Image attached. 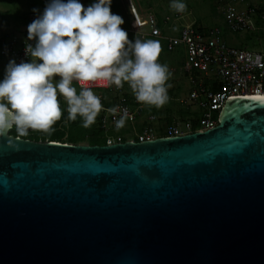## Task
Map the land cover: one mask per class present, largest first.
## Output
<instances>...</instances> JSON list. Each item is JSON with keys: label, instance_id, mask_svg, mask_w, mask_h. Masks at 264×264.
<instances>
[{"label": "water", "instance_id": "1", "mask_svg": "<svg viewBox=\"0 0 264 264\" xmlns=\"http://www.w3.org/2000/svg\"><path fill=\"white\" fill-rule=\"evenodd\" d=\"M9 132L0 264H264V103L229 98L215 129L145 142Z\"/></svg>", "mask_w": 264, "mask_h": 264}, {"label": "clouds", "instance_id": "2", "mask_svg": "<svg viewBox=\"0 0 264 264\" xmlns=\"http://www.w3.org/2000/svg\"><path fill=\"white\" fill-rule=\"evenodd\" d=\"M113 0H46L43 10L33 8L35 19L27 26L25 55L12 58L0 78V135L15 128L49 131L63 116L62 97L67 103L68 120L81 118L91 127L104 108L94 83L117 87L128 84L137 102L164 106L171 72L159 62V40L129 39L123 16L112 11ZM171 8L184 12L185 0H171ZM7 52V46H5ZM77 84L80 85L79 90ZM264 100V95L254 96ZM119 106L108 111L116 114ZM127 110L115 120L122 128Z\"/></svg>", "mask_w": 264, "mask_h": 264}, {"label": "built area", "instance_id": "3", "mask_svg": "<svg viewBox=\"0 0 264 264\" xmlns=\"http://www.w3.org/2000/svg\"><path fill=\"white\" fill-rule=\"evenodd\" d=\"M46 6V0H41ZM87 6L92 0H82ZM129 12L134 21L135 30L129 34L139 35L142 39H160L165 48L172 53L179 48L185 51L186 59L183 72L189 77L192 88L188 104L197 106L196 115L183 124H172L165 128L162 137H182L194 133H204L215 129L219 124V116L229 98L254 97L257 88L264 95V0H230L224 8L223 19L226 31L232 35L243 37L239 47L227 44L220 28L205 33L194 24H178L182 16L167 17L163 24H174L163 30L160 21L154 14L142 16L139 3L127 0ZM36 14L29 16V23ZM27 28L20 40H0V61L9 62L15 58L30 59L25 55V40ZM251 42V44H249ZM259 45V49L256 47ZM7 46V52L5 51ZM80 88V85L77 84ZM96 91H109L112 85L106 82L91 85ZM145 105V104H143ZM116 114L110 113L102 123V129L107 133L106 145L124 143L122 137L109 133L116 127L115 120L128 112L127 125H134L140 116L138 110L126 105V99L120 98ZM196 121V124H194ZM152 130H146L136 142H145L160 137L152 136Z\"/></svg>", "mask_w": 264, "mask_h": 264}, {"label": "rangeland", "instance_id": "4", "mask_svg": "<svg viewBox=\"0 0 264 264\" xmlns=\"http://www.w3.org/2000/svg\"><path fill=\"white\" fill-rule=\"evenodd\" d=\"M139 3V8L142 16L146 14H154L160 23L163 30L174 25L168 23V26L163 24L167 17L182 16L183 19L178 24H194L197 29L208 33L215 28H220L224 33V38L228 45L239 47V43H243V37L232 35L226 31L223 19L225 5L230 0H185L187 8L184 12H177L171 8V0H136ZM41 0H0V40L1 39H21V27L26 24L29 14L33 12V8L41 9ZM112 11L119 13L124 17L126 23L121 27L127 30H135L134 21L129 12L127 0H113ZM170 25V26H169ZM24 30V29H23ZM129 39H134V36L129 34ZM150 39V38H149ZM159 40L162 45V52L159 57V62L168 65L171 75L167 81L171 87L168 89L169 100L162 107L148 105L137 102L132 90L127 83L123 87H117L112 84V87L107 92H94L101 97V102L104 106L96 123L91 127L95 132L100 131L97 139L107 141V133L102 129V123L107 115H110L108 109L117 105L119 99L125 98L126 105L140 112V116L135 121L134 125L125 124L120 130L111 129L110 134L122 137L125 141L138 140L146 130H152L150 133L155 137H162L167 126L172 124H183L186 120L191 119L196 115L197 106L188 104L189 94L192 84L188 76L183 72V67L186 59L185 51L179 48L170 53L166 50L164 42ZM239 42V43H237ZM259 49V45L256 47ZM264 50V44L262 45ZM8 62L0 61V78H3L5 66ZM77 86V85H76ZM79 90V87L77 86ZM62 103L66 106V101L61 97ZM50 131H31L27 134H19L16 130H10L13 134L21 138H28L34 141L38 140L41 143L49 142L50 137L57 133H63V138L60 143L69 144L71 138L74 139L75 145L91 146L90 139L92 135L86 133V128L80 122L76 126H71L70 123L56 122Z\"/></svg>", "mask_w": 264, "mask_h": 264}, {"label": "trees", "instance_id": "5", "mask_svg": "<svg viewBox=\"0 0 264 264\" xmlns=\"http://www.w3.org/2000/svg\"><path fill=\"white\" fill-rule=\"evenodd\" d=\"M160 25L162 26V24H160ZM249 44H251V42H249ZM251 45H252V44H251ZM104 92H107V91H104ZM60 105H61V108H62V110H63V116H62L61 120L58 121V122H62V123L67 122V123H70L72 127L78 125V124L81 122V118H79V117L77 118L76 121L68 120V119H67V117H68V113H67V105L65 106V105L62 103L61 99H60ZM194 124H196V121H194ZM53 128H54V127H52V129H53ZM14 129H15V128H14ZM52 129H51V130H52ZM49 131H50V130H49ZM85 132H86V133H89V134L92 135V138L90 139V144H91V146H105V145H106V141H105V140H104V141H101V140H99V139H97V138L95 137V136L98 135V133H99L100 131L95 132V131L92 130L91 128H86V131H85ZM10 135H11V136H14V137H18V136H16V134H13L12 132L10 133ZM63 136H64L63 133H57V134H54V135H52V136L50 137L49 142H58V143H60L59 140L62 139ZM24 139H28V138H24ZM28 140L34 141V140H32V139H28ZM35 142H39V141L36 140ZM74 142H75L74 139L71 138L69 144L75 145V144H73ZM125 142H126V141H125Z\"/></svg>", "mask_w": 264, "mask_h": 264}, {"label": "crops", "instance_id": "6", "mask_svg": "<svg viewBox=\"0 0 264 264\" xmlns=\"http://www.w3.org/2000/svg\"><path fill=\"white\" fill-rule=\"evenodd\" d=\"M44 9V4L43 3H41V10H43ZM34 12H31L30 14H29V16L31 15V14H33ZM28 19H29V17H28ZM28 24H29V21L27 20L26 21V24L24 25V26H22L21 28V31H20V33H22V36L24 35V31H25V29L27 28V26H28ZM24 29V30H23ZM19 40V39H18Z\"/></svg>", "mask_w": 264, "mask_h": 264}, {"label": "snow or ice", "instance_id": "7", "mask_svg": "<svg viewBox=\"0 0 264 264\" xmlns=\"http://www.w3.org/2000/svg\"><path fill=\"white\" fill-rule=\"evenodd\" d=\"M253 100H257V101H260L262 103H264V100L260 99V98H257V97H252ZM243 107H249L247 105L243 106Z\"/></svg>", "mask_w": 264, "mask_h": 264}, {"label": "flooded vegetation", "instance_id": "8", "mask_svg": "<svg viewBox=\"0 0 264 264\" xmlns=\"http://www.w3.org/2000/svg\"><path fill=\"white\" fill-rule=\"evenodd\" d=\"M12 130H14V128L12 129ZM31 131H39V130H31ZM11 132H9V134H10ZM21 138V137H20ZM22 139H24V138H22ZM25 140H28V139H25ZM31 141V140H30Z\"/></svg>", "mask_w": 264, "mask_h": 264}]
</instances>
